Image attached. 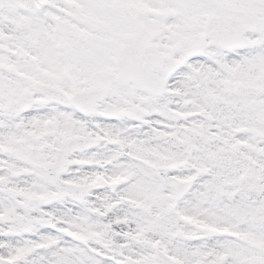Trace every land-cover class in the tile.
Here are the masks:
<instances>
[{
  "label": "snow or ice",
  "instance_id": "1",
  "mask_svg": "<svg viewBox=\"0 0 264 264\" xmlns=\"http://www.w3.org/2000/svg\"><path fill=\"white\" fill-rule=\"evenodd\" d=\"M0 264H264V0H0Z\"/></svg>",
  "mask_w": 264,
  "mask_h": 264
}]
</instances>
